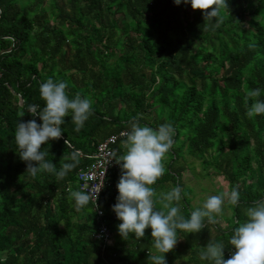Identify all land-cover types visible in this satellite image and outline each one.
I'll list each match as a JSON object with an SVG mask.
<instances>
[{
  "label": "trees",
  "instance_id": "trees-1",
  "mask_svg": "<svg viewBox=\"0 0 264 264\" xmlns=\"http://www.w3.org/2000/svg\"><path fill=\"white\" fill-rule=\"evenodd\" d=\"M227 2L216 27V20L204 21L200 10L173 0H0V264H150L151 230L125 241L112 218L120 168L109 173L99 198L101 220L91 203L78 211L71 198L80 191L78 171L90 163L84 156L128 131L138 115L142 125L175 128L166 171L152 186L157 197L181 187V211L190 216L186 155L206 176L221 177L227 192H240L238 206L224 200L218 223L180 232L167 264H209L199 256L209 241L223 242L230 258L235 221L264 199V115H247L251 90L261 89L264 99V0ZM49 78L66 82L69 98L79 93L92 101L93 115L80 132L69 115L62 138L42 145L57 171L73 151L80 153L63 180L31 177L14 139L17 123H41L25 110L43 107L39 88ZM125 151L118 144L117 156ZM100 221L113 233L112 246L102 248L94 237Z\"/></svg>",
  "mask_w": 264,
  "mask_h": 264
},
{
  "label": "clouds",
  "instance_id": "clouds-1",
  "mask_svg": "<svg viewBox=\"0 0 264 264\" xmlns=\"http://www.w3.org/2000/svg\"><path fill=\"white\" fill-rule=\"evenodd\" d=\"M179 6L181 3L190 4L192 10H200L204 21L216 20L218 27L223 17L222 10L229 12L227 0H173ZM209 25H205L207 28ZM66 82H58L49 78L40 85L39 93L43 107L37 104L28 105L27 111L36 119L17 123L15 143L19 158L26 164V172L31 177L39 173L54 174L58 180H63L69 172L76 169L80 163V153L73 151L69 159L59 171L52 161L46 159L48 150H42V145L62 138V125L65 118L71 115L75 125L74 131L80 132L85 122L93 115L92 101L81 97L79 93L69 98ZM261 89L256 88L248 93L254 102L248 109L251 118L264 115V99H261ZM19 113V117L25 115ZM140 116L129 121V130L125 132L123 141L126 151L117 156L111 153L110 161H114L120 168L119 180L116 184L118 195L111 210L120 221L117 225L118 233L123 240L134 235L137 240L145 236V230H151V240L155 252H150V264H167L166 255L174 251L179 233L186 235L201 232L208 225L218 223L217 217L223 214L224 197L231 206H238L240 192L232 188L223 195L209 196L202 207L190 212L188 218L182 213V193L179 186L173 187L166 194L156 196L153 185L161 178L166 169L163 161L165 156L175 146V128L171 123L160 124L156 128L142 125ZM66 141V140H65ZM104 174V171H103ZM103 186H92L83 191L71 192L78 211L86 208L90 203L94 210L100 208L97 203L99 192ZM157 203L162 207L157 208ZM102 215V211L100 212ZM246 219L236 220L229 238V245L234 249L230 258L225 259L223 242L209 241L203 246L199 256L209 264H264V199L254 201L252 206L245 209Z\"/></svg>",
  "mask_w": 264,
  "mask_h": 264
},
{
  "label": "built area",
  "instance_id": "built-area-1",
  "mask_svg": "<svg viewBox=\"0 0 264 264\" xmlns=\"http://www.w3.org/2000/svg\"><path fill=\"white\" fill-rule=\"evenodd\" d=\"M125 130H122L116 134H112L108 136L105 140L100 142L91 155L84 156L88 160H90L89 166L81 169L77 173V183L80 191H83L87 188H91L92 186H100L103 183V186L99 192V198L103 191L110 186V182L108 181L109 173L116 171L119 169V166L114 162L110 161L107 164L108 159L111 158V153L115 151L117 153L118 144H123L125 140ZM104 171V174H103ZM97 201V203H98ZM92 205L93 211L96 213V217L101 220L103 214L100 208L98 210H94V205ZM103 213V212H102ZM112 218L116 219L115 213L112 214ZM97 233L94 234V237L103 243L102 248L105 246L113 245V233L106 226L103 221H100V225L98 227Z\"/></svg>",
  "mask_w": 264,
  "mask_h": 264
},
{
  "label": "rangeland",
  "instance_id": "rangeland-1",
  "mask_svg": "<svg viewBox=\"0 0 264 264\" xmlns=\"http://www.w3.org/2000/svg\"><path fill=\"white\" fill-rule=\"evenodd\" d=\"M185 160L187 167L182 175V181L190 189L188 197L193 210L202 207L209 196L223 195L227 192V184L221 177L206 176L200 162L192 157L186 155ZM226 198L224 197V200ZM228 214L229 212L225 210V215Z\"/></svg>",
  "mask_w": 264,
  "mask_h": 264
}]
</instances>
